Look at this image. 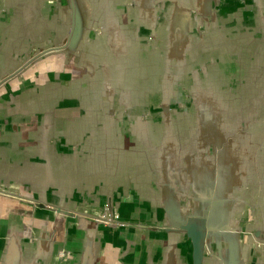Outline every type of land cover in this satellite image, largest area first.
Masks as SVG:
<instances>
[{
  "label": "water",
  "instance_id": "95a60500",
  "mask_svg": "<svg viewBox=\"0 0 264 264\" xmlns=\"http://www.w3.org/2000/svg\"><path fill=\"white\" fill-rule=\"evenodd\" d=\"M141 1L152 2L145 26L131 29L120 23L122 8L118 6L135 7V0L116 6L120 13L110 1L65 0L69 24L61 42L15 51L0 43V95L11 84L40 76L46 84L33 86L29 94L40 91L47 94L45 100H56L57 106L66 101L58 113H63L68 101H77L82 114L70 121L84 118L91 109L110 114L115 119L111 131L118 138L116 146L138 143L135 158L142 159L141 170L148 175L143 180L154 183L155 192L159 189L160 208L169 225L165 231L183 236L187 263L252 264L253 251L246 242L253 237L264 239L260 230L253 233V223H264V200H259L264 199V26L253 25V0H205L195 20L187 17L182 23L177 14H171L173 21L167 19L157 31L158 13H170L168 7L175 0ZM96 4L99 11L109 5L115 11L112 14L120 24L113 29V38L123 35L124 29L138 37L143 29L141 46L128 47V52L124 49L118 55L113 52V57L91 55V45L83 42L84 21L91 19ZM102 45L115 51L112 40ZM58 58L68 65L80 63L87 72L69 73L66 79L56 72L49 77L47 71L60 63ZM42 67L47 71L42 72ZM56 86H62V91H51ZM223 107H228L224 115L230 118L218 115ZM225 127L232 132L226 133ZM115 149L106 147L105 152ZM0 195L24 198L3 188ZM42 196L46 199L34 194L24 199L34 211L87 215L69 210L68 202L47 198L56 193ZM115 205L111 198L100 204V214L90 217L96 228L121 224ZM33 221H39L34 213ZM19 237L14 232L7 235L3 263L9 262L13 252L21 257L15 250L21 244ZM26 240L33 245L38 238ZM92 252L91 246L84 253L85 264L92 261ZM57 257L66 260L70 254L57 252Z\"/></svg>",
  "mask_w": 264,
  "mask_h": 264
},
{
  "label": "crops",
  "instance_id": "0c3cea01",
  "mask_svg": "<svg viewBox=\"0 0 264 264\" xmlns=\"http://www.w3.org/2000/svg\"><path fill=\"white\" fill-rule=\"evenodd\" d=\"M103 1L113 3L119 13L121 11L116 6L126 3V0ZM205 2L175 0L168 7L170 13H158L156 30L159 25L165 26L167 19L173 21L171 14H177L182 23L187 17L195 20L194 17L199 16L206 6ZM135 3V7L118 6L122 8L120 23L131 29L149 24L148 9L152 2L135 0ZM3 9L6 12L1 14ZM115 11L110 10V5L99 11L96 4L91 10V19L85 18L83 42L91 45V55L113 57V52L118 55L124 49L128 52L130 48L141 46L145 35L143 29L138 37L124 29L123 35L113 38V29L120 24L112 14ZM262 22L264 0H253V25L264 26ZM68 24L65 0H0V26L5 28L0 29V43L13 51L42 49L49 42H61ZM110 40L114 42L115 51L102 45V41ZM130 54L139 55L138 51ZM1 55L7 54L2 52ZM14 55L10 53V56ZM57 60L59 66L52 65V70L48 71L42 67L41 71L50 73L49 77L56 72L61 79H66L69 73L87 72L80 63L68 65L61 58ZM140 62L143 65V61ZM37 78L11 84V89L0 95V188L24 198H31L34 194L35 198L46 199L43 192L56 193L57 196L47 198L62 201L64 205L68 202L66 207L69 210L87 215L68 217L34 211L24 198L0 195V264H6L2 262V252L9 232H14L17 239L22 238L20 246L15 247L21 257L17 258L13 252L7 264H85L83 255L91 251V246L93 258L89 264H188L183 236L165 231L169 225L160 208L159 189L155 192L154 183L143 180L148 175L141 170L142 159L135 158L140 151L138 143L129 145L124 142L117 147L115 139L118 138H114L111 131L115 119L85 104L84 108L91 109V113L76 122L70 121L82 114L77 101H68L77 108L64 106L63 113H58L66 101L57 106L56 100H45L47 94H40V91L29 94L28 89L47 82L40 76ZM62 89V86H56L51 91L57 93ZM50 110L53 111L51 114ZM84 137L87 138L85 141L81 139ZM106 147H116L115 152L106 153ZM115 162L118 163L115 165ZM108 198L116 202L114 209L122 225H99L96 228L90 217L100 214V204ZM33 213L39 221H33ZM42 216L45 220H41ZM254 224L253 233L258 229L264 234V223L257 220ZM34 237L38 240L33 245L26 244V238ZM246 244L253 251L252 264H264V239L257 241L253 237ZM62 251L69 252L70 258L60 260L57 252Z\"/></svg>",
  "mask_w": 264,
  "mask_h": 264
},
{
  "label": "rangeland",
  "instance_id": "374dc122",
  "mask_svg": "<svg viewBox=\"0 0 264 264\" xmlns=\"http://www.w3.org/2000/svg\"><path fill=\"white\" fill-rule=\"evenodd\" d=\"M223 93V92H222ZM65 106H71V104H66ZM153 107V106H152ZM226 109H228V107H226V108H221V109H219V113H218V115L219 116H221L222 118H230V116H228V115H224V110H226ZM153 111H154V107H153V110L151 111L152 113H153ZM155 112V111H154ZM217 112H218V110H217ZM214 113H216V112H214ZM65 115H67V114H65ZM232 128H230V127H225L224 128V131L226 132V133H230V132H232Z\"/></svg>",
  "mask_w": 264,
  "mask_h": 264
}]
</instances>
